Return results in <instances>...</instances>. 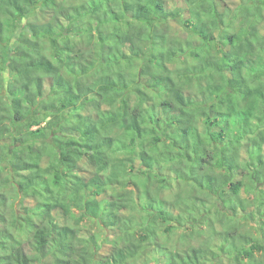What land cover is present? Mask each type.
I'll list each match as a JSON object with an SVG mask.
<instances>
[{
    "label": "trees",
    "instance_id": "obj_1",
    "mask_svg": "<svg viewBox=\"0 0 264 264\" xmlns=\"http://www.w3.org/2000/svg\"><path fill=\"white\" fill-rule=\"evenodd\" d=\"M263 240L264 0H0V264H264Z\"/></svg>",
    "mask_w": 264,
    "mask_h": 264
},
{
    "label": "rangeland",
    "instance_id": "obj_2",
    "mask_svg": "<svg viewBox=\"0 0 264 264\" xmlns=\"http://www.w3.org/2000/svg\"><path fill=\"white\" fill-rule=\"evenodd\" d=\"M232 4H233L232 5V8H235L238 5V2L232 1ZM48 17H49L48 11L39 10L36 13V15H34L30 20L32 22H36V23H44L45 21L48 20ZM176 27H177V24L174 23L172 25V28L175 29ZM182 34H183V32H182ZM30 203H31L30 201L27 202L28 205ZM222 210H224V209L222 208ZM81 227L84 228V229H87V230L100 231V227L98 225H96L95 223H90V222L87 223V222H84V223H82ZM263 242H264V240H263Z\"/></svg>",
    "mask_w": 264,
    "mask_h": 264
}]
</instances>
